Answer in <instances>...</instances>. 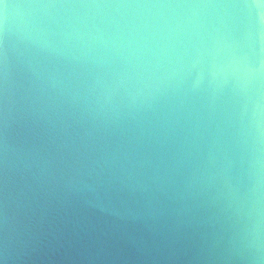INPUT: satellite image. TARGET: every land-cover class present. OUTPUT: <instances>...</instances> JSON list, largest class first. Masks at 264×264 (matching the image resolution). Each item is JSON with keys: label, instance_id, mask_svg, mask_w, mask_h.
<instances>
[{"label": "water", "instance_id": "water-1", "mask_svg": "<svg viewBox=\"0 0 264 264\" xmlns=\"http://www.w3.org/2000/svg\"><path fill=\"white\" fill-rule=\"evenodd\" d=\"M0 264H264V0H0Z\"/></svg>", "mask_w": 264, "mask_h": 264}]
</instances>
